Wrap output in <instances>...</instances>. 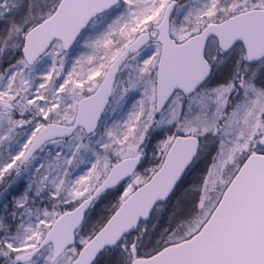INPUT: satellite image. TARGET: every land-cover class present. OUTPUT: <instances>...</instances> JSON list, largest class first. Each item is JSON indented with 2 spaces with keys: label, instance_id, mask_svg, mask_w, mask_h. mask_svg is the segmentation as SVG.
<instances>
[{
  "label": "snow or ice",
  "instance_id": "1",
  "mask_svg": "<svg viewBox=\"0 0 264 264\" xmlns=\"http://www.w3.org/2000/svg\"><path fill=\"white\" fill-rule=\"evenodd\" d=\"M0 264H264V0H0Z\"/></svg>",
  "mask_w": 264,
  "mask_h": 264
}]
</instances>
